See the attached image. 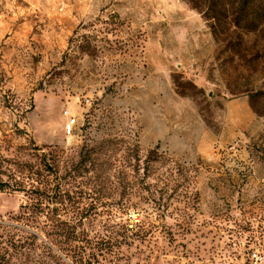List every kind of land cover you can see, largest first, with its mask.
Wrapping results in <instances>:
<instances>
[{"label": "rangeland", "instance_id": "rangeland-1", "mask_svg": "<svg viewBox=\"0 0 264 264\" xmlns=\"http://www.w3.org/2000/svg\"><path fill=\"white\" fill-rule=\"evenodd\" d=\"M242 37L185 0H0V264H264Z\"/></svg>", "mask_w": 264, "mask_h": 264}, {"label": "trees", "instance_id": "trees-1", "mask_svg": "<svg viewBox=\"0 0 264 264\" xmlns=\"http://www.w3.org/2000/svg\"><path fill=\"white\" fill-rule=\"evenodd\" d=\"M185 2L202 14L204 20L209 22L216 42H225V47L233 44L231 43L233 35L240 42L243 40V33H252L264 28V0H185ZM249 96L254 112L264 115V110L256 107L257 102L264 98V91L256 90L249 93ZM44 165L48 166L46 163ZM6 185L7 183L0 181V190ZM15 241L18 243L15 244L16 250L20 251L23 241L21 239ZM86 264L90 262L86 261Z\"/></svg>", "mask_w": 264, "mask_h": 264}, {"label": "built area", "instance_id": "built-area-1", "mask_svg": "<svg viewBox=\"0 0 264 264\" xmlns=\"http://www.w3.org/2000/svg\"><path fill=\"white\" fill-rule=\"evenodd\" d=\"M74 121H75V118H72V119L67 123V131H69V130H70V127L73 126Z\"/></svg>", "mask_w": 264, "mask_h": 264}]
</instances>
